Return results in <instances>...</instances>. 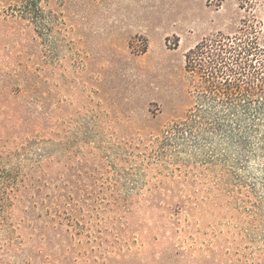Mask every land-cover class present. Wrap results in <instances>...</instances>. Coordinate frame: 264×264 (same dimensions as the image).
I'll return each mask as SVG.
<instances>
[{"label": "trees", "instance_id": "16d2710c", "mask_svg": "<svg viewBox=\"0 0 264 264\" xmlns=\"http://www.w3.org/2000/svg\"><path fill=\"white\" fill-rule=\"evenodd\" d=\"M44 1L2 6L0 29L26 20L51 42L58 20ZM11 80L0 67L11 96L0 100V264H264V25L253 15L185 53L188 106L157 133L107 134L93 114L59 139ZM24 227L49 235L32 244ZM51 240L61 253L44 252Z\"/></svg>", "mask_w": 264, "mask_h": 264}, {"label": "rangeland", "instance_id": "374dc122", "mask_svg": "<svg viewBox=\"0 0 264 264\" xmlns=\"http://www.w3.org/2000/svg\"><path fill=\"white\" fill-rule=\"evenodd\" d=\"M19 2L0 0V8ZM43 5L58 20L51 42L37 36L28 21L8 17L0 29V67L11 74L14 92L26 89L16 97L52 114L59 139L77 132L93 114L101 116L107 134L157 133L188 106L185 53L214 32H233L244 16L264 25V0L253 6L250 0H45ZM0 100L11 96L1 94ZM14 213V218L23 214ZM22 230L27 236L34 232L32 244L49 235L40 228ZM81 240L82 248L85 237ZM53 246L46 242L44 252L61 253Z\"/></svg>", "mask_w": 264, "mask_h": 264}]
</instances>
